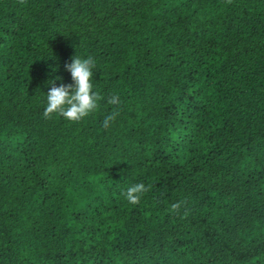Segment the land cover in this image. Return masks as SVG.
Returning <instances> with one entry per match:
<instances>
[{
    "label": "trees",
    "instance_id": "16d2710c",
    "mask_svg": "<svg viewBox=\"0 0 264 264\" xmlns=\"http://www.w3.org/2000/svg\"><path fill=\"white\" fill-rule=\"evenodd\" d=\"M0 264H264V0H0Z\"/></svg>",
    "mask_w": 264,
    "mask_h": 264
},
{
    "label": "clouds",
    "instance_id": "9594fccd",
    "mask_svg": "<svg viewBox=\"0 0 264 264\" xmlns=\"http://www.w3.org/2000/svg\"><path fill=\"white\" fill-rule=\"evenodd\" d=\"M96 66L94 58L73 57L72 62L65 64V69L70 72L72 81L70 84L56 86L54 81H49L52 87L47 93V103L43 112L44 118H51L58 114L71 122H78L91 115L99 108V102L104 99L100 92L94 90L92 83L93 70ZM107 103L115 106L113 111L105 116L102 127L110 128L119 116V105L121 103L118 94L109 96ZM148 187L143 182L128 186L122 195L132 205L139 204ZM183 201L173 203L171 212H179Z\"/></svg>",
    "mask_w": 264,
    "mask_h": 264
}]
</instances>
